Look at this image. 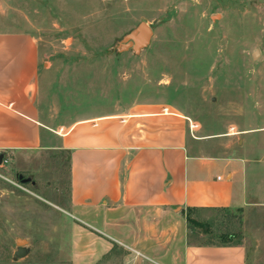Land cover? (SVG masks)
<instances>
[{
	"label": "rangeland",
	"instance_id": "rangeland-1",
	"mask_svg": "<svg viewBox=\"0 0 264 264\" xmlns=\"http://www.w3.org/2000/svg\"><path fill=\"white\" fill-rule=\"evenodd\" d=\"M142 22L154 29L151 44L122 52ZM0 30L39 41L46 124L161 103L198 125L195 148L246 160L247 205L206 213L208 226L189 225L190 241L223 246L232 235L227 246L243 247L245 264H264V0H0ZM231 127L240 134L228 136ZM8 161L0 166V264H74V220L61 210L69 155L48 149ZM19 238L31 251L15 261Z\"/></svg>",
	"mask_w": 264,
	"mask_h": 264
},
{
	"label": "crops",
	"instance_id": "crops-1",
	"mask_svg": "<svg viewBox=\"0 0 264 264\" xmlns=\"http://www.w3.org/2000/svg\"><path fill=\"white\" fill-rule=\"evenodd\" d=\"M43 65L32 33L0 30V152L69 155L61 210L74 220V264H245L243 247L191 243L187 213L246 206V160L195 148L194 123L161 103L52 127L40 108Z\"/></svg>",
	"mask_w": 264,
	"mask_h": 264
},
{
	"label": "water",
	"instance_id": "water-1",
	"mask_svg": "<svg viewBox=\"0 0 264 264\" xmlns=\"http://www.w3.org/2000/svg\"><path fill=\"white\" fill-rule=\"evenodd\" d=\"M154 36V29L147 23L142 22L135 30H133L120 44V50L122 52H127L133 50L136 53H140L152 42ZM257 56V52L254 57ZM5 154L0 155V166L5 159ZM18 179L22 184L31 183L35 185L32 178H25L23 175H19ZM29 241L27 239L19 238L17 240V251L15 253V261L26 258L30 253Z\"/></svg>",
	"mask_w": 264,
	"mask_h": 264
},
{
	"label": "trees",
	"instance_id": "trees-1",
	"mask_svg": "<svg viewBox=\"0 0 264 264\" xmlns=\"http://www.w3.org/2000/svg\"><path fill=\"white\" fill-rule=\"evenodd\" d=\"M191 212H192V210H188V213H187V216H188V221H189V224L190 225H192V226H195V227H206V226H208L207 224H203V222L201 221V220H197V219H194L192 216H191ZM234 236H232V235H226L225 236V239H226V242L224 243V244H222L223 246H227L228 244H230V242L232 241V238H233ZM202 244H204V243H202ZM211 244H213V243H210V244H205V245H211ZM217 245V244H216Z\"/></svg>",
	"mask_w": 264,
	"mask_h": 264
},
{
	"label": "built area",
	"instance_id": "built-area-1",
	"mask_svg": "<svg viewBox=\"0 0 264 264\" xmlns=\"http://www.w3.org/2000/svg\"><path fill=\"white\" fill-rule=\"evenodd\" d=\"M166 111H168V109H166L165 110V112ZM191 129H192V131H195L196 129H198V125L196 124H192L191 125ZM62 133L63 132V130L62 129H60L59 130V133ZM240 134V132L238 131V130H236V128L235 127H231L230 129H229V132H228V135L229 136H236V135H239ZM0 155H1V152H0ZM9 164V161H8V158L7 157H5V159L3 160V163H2V167H5V165H8Z\"/></svg>",
	"mask_w": 264,
	"mask_h": 264
}]
</instances>
